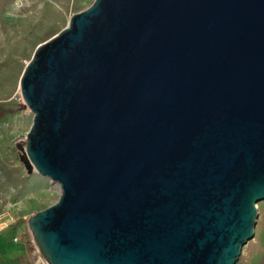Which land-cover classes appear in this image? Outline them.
Here are the masks:
<instances>
[{
  "label": "water",
  "instance_id": "95a60500",
  "mask_svg": "<svg viewBox=\"0 0 264 264\" xmlns=\"http://www.w3.org/2000/svg\"><path fill=\"white\" fill-rule=\"evenodd\" d=\"M28 219L48 264H236L264 200V0H94L35 49Z\"/></svg>",
  "mask_w": 264,
  "mask_h": 264
},
{
  "label": "rangeland",
  "instance_id": "374dc122",
  "mask_svg": "<svg viewBox=\"0 0 264 264\" xmlns=\"http://www.w3.org/2000/svg\"><path fill=\"white\" fill-rule=\"evenodd\" d=\"M93 1L0 0V104L10 111L0 119V232L17 230L33 242L29 217L56 203L61 195L59 184L37 171L28 174L20 160L17 143L27 140L34 119L20 81L37 46ZM258 212L255 235L242 248L236 264H264V200L258 203ZM34 260L48 264L37 249Z\"/></svg>",
  "mask_w": 264,
  "mask_h": 264
},
{
  "label": "crops",
  "instance_id": "0c3cea01",
  "mask_svg": "<svg viewBox=\"0 0 264 264\" xmlns=\"http://www.w3.org/2000/svg\"><path fill=\"white\" fill-rule=\"evenodd\" d=\"M34 246L32 241L23 238L17 230L1 231L0 264H37L34 260Z\"/></svg>",
  "mask_w": 264,
  "mask_h": 264
},
{
  "label": "trees",
  "instance_id": "16d2710c",
  "mask_svg": "<svg viewBox=\"0 0 264 264\" xmlns=\"http://www.w3.org/2000/svg\"><path fill=\"white\" fill-rule=\"evenodd\" d=\"M10 111L5 109L2 104H0V119H3Z\"/></svg>",
  "mask_w": 264,
  "mask_h": 264
},
{
  "label": "built area",
  "instance_id": "2783aa9c",
  "mask_svg": "<svg viewBox=\"0 0 264 264\" xmlns=\"http://www.w3.org/2000/svg\"><path fill=\"white\" fill-rule=\"evenodd\" d=\"M15 240H18V238H15Z\"/></svg>",
  "mask_w": 264,
  "mask_h": 264
}]
</instances>
